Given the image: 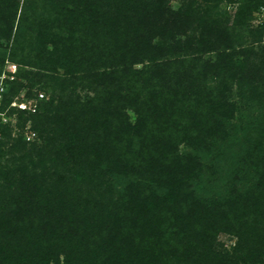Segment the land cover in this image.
Masks as SVG:
<instances>
[{
  "label": "trees",
  "instance_id": "16d2710c",
  "mask_svg": "<svg viewBox=\"0 0 264 264\" xmlns=\"http://www.w3.org/2000/svg\"><path fill=\"white\" fill-rule=\"evenodd\" d=\"M170 1L0 0V264H264L262 0Z\"/></svg>",
  "mask_w": 264,
  "mask_h": 264
},
{
  "label": "built area",
  "instance_id": "2783aa9c",
  "mask_svg": "<svg viewBox=\"0 0 264 264\" xmlns=\"http://www.w3.org/2000/svg\"><path fill=\"white\" fill-rule=\"evenodd\" d=\"M260 18L262 17L263 13H264V0H262V5L260 6ZM16 72V65L11 64V63H7L5 70H3V72L0 74V108L2 106V97H3V93L5 90V82L6 81H12L14 80V76L13 74ZM7 73H10L11 75H7ZM43 94H38V99H42ZM11 108H14L16 110L19 111H25L28 113H35L36 109H37V99H28V100H18L17 98H15L10 106L5 109V111H1L0 110V125L1 124H7L9 119L6 116V113L8 110H10ZM15 114H13V117L11 118L10 124L12 126L15 125ZM27 132L25 133V139L26 141H30L35 137V134L29 130V126L26 127ZM2 136L0 134V140H1Z\"/></svg>",
  "mask_w": 264,
  "mask_h": 264
},
{
  "label": "rangeland",
  "instance_id": "374dc122",
  "mask_svg": "<svg viewBox=\"0 0 264 264\" xmlns=\"http://www.w3.org/2000/svg\"><path fill=\"white\" fill-rule=\"evenodd\" d=\"M181 4V0H171L170 1V5L172 6L173 9H177L179 7V5ZM140 67V66H139ZM23 94V93H22ZM27 132V130L25 131V133ZM220 240L222 241V243L224 245H229L230 241H228L225 238H220Z\"/></svg>",
  "mask_w": 264,
  "mask_h": 264
}]
</instances>
